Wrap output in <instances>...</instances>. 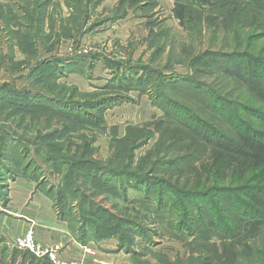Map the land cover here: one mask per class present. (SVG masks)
Instances as JSON below:
<instances>
[{
    "label": "rangeland",
    "instance_id": "rangeland-1",
    "mask_svg": "<svg viewBox=\"0 0 264 264\" xmlns=\"http://www.w3.org/2000/svg\"><path fill=\"white\" fill-rule=\"evenodd\" d=\"M176 1L0 0V264H53L15 241L54 227L84 264H264L233 194L163 182L194 129L263 137L264 0Z\"/></svg>",
    "mask_w": 264,
    "mask_h": 264
},
{
    "label": "trees",
    "instance_id": "trees-1",
    "mask_svg": "<svg viewBox=\"0 0 264 264\" xmlns=\"http://www.w3.org/2000/svg\"><path fill=\"white\" fill-rule=\"evenodd\" d=\"M181 1L184 0L175 2L173 11L175 18L182 24L186 19L187 8ZM244 60L250 75H253L259 65L258 59L245 55ZM224 72L246 80L233 66L225 67ZM254 82L249 83L259 87ZM257 94L264 101V92L258 91ZM197 131H200L199 137L208 143L210 155L200 164H190L186 170L187 176L184 172L168 173L163 178L164 185L176 196L207 197L214 194L221 198L224 194H233L234 200L240 202V221L246 228V237L237 241L240 243L247 238H255L264 229V134L263 137H252L240 133L238 137L230 139L216 138L215 131L208 133L200 127L193 130L198 134ZM227 183L232 186L226 187ZM244 197L249 201L244 200ZM234 200L232 203H235Z\"/></svg>",
    "mask_w": 264,
    "mask_h": 264
},
{
    "label": "crops",
    "instance_id": "crops-1",
    "mask_svg": "<svg viewBox=\"0 0 264 264\" xmlns=\"http://www.w3.org/2000/svg\"><path fill=\"white\" fill-rule=\"evenodd\" d=\"M57 230L58 229L54 227L52 230H49L44 234L38 231H35L33 233L35 240L38 244H41V246H58L60 249L62 248V250H60L61 253L59 254L61 260L76 261L84 264L83 260H85V256L88 255V253L84 251L86 249L83 250V248L79 247V245L75 244V242L71 241L68 236L59 235ZM93 253L97 254L98 252ZM96 258L97 255H94L95 260Z\"/></svg>",
    "mask_w": 264,
    "mask_h": 264
},
{
    "label": "built area",
    "instance_id": "built-area-1",
    "mask_svg": "<svg viewBox=\"0 0 264 264\" xmlns=\"http://www.w3.org/2000/svg\"><path fill=\"white\" fill-rule=\"evenodd\" d=\"M15 242L18 249L28 251L41 259H48L53 264H81L76 261H63L60 259L56 248L39 245L31 229L27 230L24 235L17 237Z\"/></svg>",
    "mask_w": 264,
    "mask_h": 264
}]
</instances>
